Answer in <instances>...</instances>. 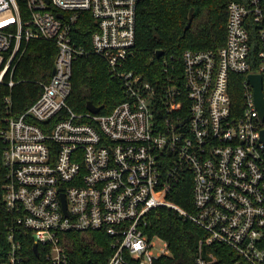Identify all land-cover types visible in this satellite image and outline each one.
<instances>
[{"label":"built area","instance_id":"2783aa9c","mask_svg":"<svg viewBox=\"0 0 264 264\" xmlns=\"http://www.w3.org/2000/svg\"><path fill=\"white\" fill-rule=\"evenodd\" d=\"M137 3L0 0V84L7 74L11 87L18 83L14 62L26 42L58 47L52 77L30 106L13 115L6 97L10 248L1 264H31L30 248L38 264H75L77 236L108 252L80 264H154L170 254L148 233L162 206L204 230L197 264H264V115L249 80L260 74L264 94V0H232L225 44L187 49L180 70L164 66L154 79L125 66L135 54ZM84 19L97 24L90 49L75 33ZM89 53L105 59L127 95L107 113L69 104L74 60ZM232 72L244 74L239 111ZM184 177L193 208L169 196Z\"/></svg>","mask_w":264,"mask_h":264},{"label":"trees","instance_id":"16d2710c","mask_svg":"<svg viewBox=\"0 0 264 264\" xmlns=\"http://www.w3.org/2000/svg\"><path fill=\"white\" fill-rule=\"evenodd\" d=\"M232 0H138L136 17L135 54L127 61V69H135L148 79L160 77L164 66H184L183 54L187 49L218 50L226 42L228 5ZM194 8L192 17L191 9ZM88 18V17H86ZM190 22V25L188 26ZM94 21L84 19L78 23L75 33L78 42L91 48ZM25 51L14 62L13 78L18 81L10 86L7 74L0 84V129L7 114L6 97L11 98L12 114L19 115L42 92V81H49L53 74L58 47L52 40L31 39ZM164 53L158 56V51ZM168 61V62H167ZM244 74L231 73L230 91L234 107L243 106ZM127 97L121 79L109 69L104 58L93 54L79 56L73 63L72 91L69 104L77 112L88 111L92 101L102 106L101 113L110 112ZM3 141L0 138V264L6 258L10 242L7 237L8 212L4 201L5 167L3 165ZM185 208H193L192 180L184 177L169 195ZM148 233L167 241L170 254L158 257L154 264H197L199 240L204 230L195 222L170 207L154 210L150 217ZM76 250L72 253L75 264L88 263L89 259L104 261L108 252L100 256L99 250L85 237L75 238ZM31 264H38L29 249ZM97 258H96V257Z\"/></svg>","mask_w":264,"mask_h":264},{"label":"water","instance_id":"95a60500","mask_svg":"<svg viewBox=\"0 0 264 264\" xmlns=\"http://www.w3.org/2000/svg\"><path fill=\"white\" fill-rule=\"evenodd\" d=\"M194 12V8L191 9L190 17H192ZM190 25V22L188 26ZM164 53L163 50L158 51V56L162 55ZM249 80L253 83L255 87V95H256V101L257 104L261 110L262 115H264V94H263V85H262V76L260 74H250ZM87 107L89 110L93 112H99L102 109V106L96 105L92 101H89L87 104ZM263 139H264V130L262 132ZM36 253H38L37 246L35 247Z\"/></svg>","mask_w":264,"mask_h":264},{"label":"rangeland","instance_id":"374dc122","mask_svg":"<svg viewBox=\"0 0 264 264\" xmlns=\"http://www.w3.org/2000/svg\"><path fill=\"white\" fill-rule=\"evenodd\" d=\"M156 246L159 248H164L166 246V241L162 238L155 237Z\"/></svg>","mask_w":264,"mask_h":264}]
</instances>
